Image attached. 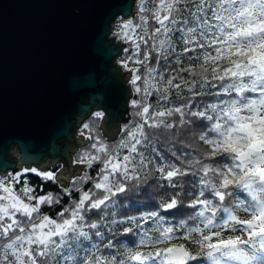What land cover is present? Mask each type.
Masks as SVG:
<instances>
[{
	"label": "snow or ice",
	"instance_id": "6c2138e0",
	"mask_svg": "<svg viewBox=\"0 0 264 264\" xmlns=\"http://www.w3.org/2000/svg\"><path fill=\"white\" fill-rule=\"evenodd\" d=\"M146 2L140 0V23L123 21L118 33L135 48L129 60L144 68L141 74L140 67L130 68L122 61L140 97L131 100V106L141 122L126 125V136L112 145L98 134L87 136L93 142L76 163L87 169L102 166L96 177L85 172L78 178L79 185L91 181L89 190L76 178L73 187L63 189L68 197L73 191L79 195L58 212L59 219L43 214L41 208L60 204V199L51 193L34 195L35 189L26 184L16 188L29 171L55 181L53 172L26 168L0 179V264H264V0H153L152 8ZM150 19L158 25L151 31ZM177 34L179 51L173 40ZM141 45L147 48L142 58ZM153 53L157 65L166 62L164 71L151 65ZM173 53L175 58L169 61ZM184 56L193 63L184 66ZM206 87L218 89L211 95L228 98L194 107L197 97L209 95ZM173 92L184 102L173 104ZM153 95L156 101L150 103ZM94 116L99 120L104 113ZM191 118L206 122L197 125L204 129L197 139L208 150L189 160L183 159L188 153L173 151L186 166L165 163L153 148L160 158L156 163L141 150L150 145L146 126L173 130L192 126ZM83 128L91 132L90 124ZM219 157L224 158L219 163L207 162ZM150 166L159 174V188L165 187L161 181L169 188H182L178 178L198 177L199 190L184 205L195 211L178 224L165 226L161 212L183 203L177 191L166 199L162 195L156 210L110 219L115 217L117 197L146 183ZM237 190L245 198L235 199ZM236 210L250 218L241 219ZM93 211L97 219L89 221L87 214ZM221 213L226 214L222 220ZM148 224L152 227L145 228ZM123 225L127 226L115 227ZM225 230L240 234L225 238ZM119 231L139 234L140 239L118 253L114 241ZM180 240L184 243L175 242Z\"/></svg>",
	"mask_w": 264,
	"mask_h": 264
},
{
	"label": "water",
	"instance_id": "95a60500",
	"mask_svg": "<svg viewBox=\"0 0 264 264\" xmlns=\"http://www.w3.org/2000/svg\"><path fill=\"white\" fill-rule=\"evenodd\" d=\"M135 1L0 0V177L61 161L56 180L67 187L86 169L72 155L87 144L76 128L92 112L104 113L102 134L116 140L132 92L113 64L124 45L110 28L131 18Z\"/></svg>",
	"mask_w": 264,
	"mask_h": 264
},
{
	"label": "trees",
	"instance_id": "16d2710c",
	"mask_svg": "<svg viewBox=\"0 0 264 264\" xmlns=\"http://www.w3.org/2000/svg\"><path fill=\"white\" fill-rule=\"evenodd\" d=\"M138 1H140V0L135 1L134 7H133V14H132L131 18H129V19L133 20L135 23H140V19H139L140 13L138 12V8H139ZM153 6H154L153 0H147V7L152 8ZM185 15H187V13H185ZM118 19H121V18H117L116 20H118ZM121 20H123V19H121ZM123 21H126V20H123ZM155 27H158V25L155 23V21L150 19L149 24H148L149 30L151 31ZM120 31H121V29L118 31V33H120ZM118 33L113 36V39H114V41L124 45V50L122 52V55L114 60L113 64L116 63L117 65L122 67L123 70L126 71V73H128L129 72L128 69H126L122 64V61H128L130 68L131 67H140V73L143 74L144 68L141 67L140 65L133 64L131 62V60H129V57H131L135 51L134 46L132 45V43L130 41H126V40L122 39ZM173 40L176 42L177 51H179L180 48L182 47L180 40H179V34L175 35L173 37ZM146 50H147V48H145L144 45H141V58L143 56V52ZM197 54H201L199 50H198ZM175 55H176L175 53L171 54L169 57V61L173 60L175 58ZM188 55H195V54L189 53ZM182 59L184 60V66H188L189 64L193 63V61H190L188 59V56H184V57H182ZM196 63L198 64L199 62L197 61ZM151 65L159 67L161 71H164V68L166 67V62L161 60L160 64L157 65L156 64V55L153 53ZM171 67L175 68L177 66L175 64H172ZM167 75H168V73H165V78H167ZM184 75L187 76L186 73ZM131 76H132V73H131ZM131 76H130V79H131ZM130 79H129L128 84H129L130 91L132 92V98L130 99V101L128 103V108H129L128 109L129 110L128 122L125 125L121 126L120 133L118 134V137L116 138V140L112 141V142H108L106 140V138L103 136L102 131L100 129L101 119H99V120L96 119L94 116V114L96 112H92V114L88 118H86L78 128H76L78 135L87 139V144L80 147L77 150V152L75 154H73L72 160L75 164H77L76 160L79 157V155L84 150L90 148V145L93 142L92 140H89L87 138L88 135L91 134V135L95 136L98 134V135H100L102 140L107 142L109 145H112V144L118 143L122 138H124V136H126V133L123 131V128L126 125L134 127L136 123L141 122L139 117H136L134 115V112L136 111V109H133L131 106V100L140 99V97L137 96V94L135 93L134 88L130 83ZM205 91L208 92L209 95L197 97L193 102L194 107L195 106L203 107L204 104L212 102L214 100L228 98V97H223V96L216 97V96L211 95L212 92L218 91V89H216V88L206 87ZM184 95H187V93L185 92ZM155 101H156V96L153 95V97L151 98V100L149 102L154 103ZM183 102H184L183 99L178 98L177 94L175 92H173L172 103L175 105H179ZM172 119L178 120V117H173ZM191 119L194 120V124L192 126L185 125L183 128L177 127L173 130H167L164 128H159V129L148 128L146 126L145 132L148 134L150 145L148 147L142 148L141 150L145 153L146 156H149V158H155L156 163L160 162V158L156 155V152L152 151L153 148L157 149L158 152L160 153V155L163 156L165 163L176 164L178 166H186V165H181V161L177 160L176 157L172 155L173 151L176 152L177 155H180L181 153H188V156L184 157L183 159L189 160V159H193L195 157L201 156L202 152L208 150V146L204 145L203 142H200L197 139L200 132H202L204 130L201 127H197V125L206 124V122L197 121V120H195V118H191ZM85 123H88L91 125V132H89V130H86L83 128V125ZM82 133H83V135H82ZM209 135L211 136L213 134L210 133ZM122 154H126V150L124 152H122ZM223 159H224L223 157H219L217 161H207V162L219 163ZM101 166L102 165H100V164H94L91 169H86L85 172H87L89 175H91L93 177H96L98 175V170ZM150 168H151V166H150ZM85 172L80 174L79 176L74 177L77 179L78 185H79V179L78 178L80 176L84 175ZM15 173H20V172L19 171H13L12 174H15ZM158 175L159 174L155 171V168H151V172H150V175L148 176L146 183L142 184L139 188L131 189L126 194L117 197L118 206L115 209V217L110 216L109 218L110 219L111 218L119 219V218L123 217L124 215H136V216H138L140 214V212H142V211L156 210V205H157V203L160 200L162 195H164L165 199H166L168 196H171L172 194L179 191V192H181L180 199L183 201L181 207L178 209H175V210H171L169 212H161V215L166 218L165 226L176 225L180 222V220L187 219L195 210L191 209V208H187L184 205H186L187 202L192 200L194 198V194L199 190L198 177H196L194 175H187L184 177H180V178H178V181L180 184L183 185V187L173 189V188L167 187L166 181H161L160 183H164L165 187L159 188L157 186ZM71 181L67 184V187H65V185H60L59 181H57V180H55V181L46 180V179L42 178L41 176H37L36 174H34L32 172H28L27 174L21 175V183H17L16 188H17V190H19L21 187L25 186V184H26L27 186H30V187L35 189L34 195H44V194L51 193L56 198L60 199L61 200L60 204H55L51 207L44 205L41 208V212L43 214L49 215L50 217H52L54 219H59V216L57 215L58 212L61 211L64 207H70L72 204V200L74 198L78 197V195H79L75 191H73L72 197H68L67 195H63V189L73 187L71 185ZM79 186L83 187L84 190H89L92 185H91V181H89L87 184H83V185H79ZM189 193H192V195H190ZM206 195H208L207 192H206ZM241 198H245V197L242 193H239V191L237 190V194H236L235 199H241ZM232 200H233V198H229V201H232ZM226 203H228V201H226ZM111 212H112V209H109V213H111ZM236 214L237 215H244L247 218H250L249 214L245 213L243 210H236ZM97 215L98 214L93 211L91 213H88L87 217H88L89 221H92V220L97 219ZM225 215L226 214L221 213L220 219L222 220ZM197 222L198 221H191V220L188 221L189 224H194ZM126 226L127 225L115 226V227L122 228V227H126ZM144 227L145 228H151L152 225L148 224V225H145ZM150 234L152 236H157V234H154L153 231H151ZM139 239H140L139 234H135V235L134 234H127V235H125L122 231H119V232H117V234L115 236L114 242L117 245V248L115 251L118 253H122L123 251L126 250L127 247H134L136 245V243L139 241ZM175 242L184 243V241H182V240L175 241ZM191 247L194 248L195 246H191ZM142 250L147 251L148 249L144 248ZM105 251H107V250H105ZM192 264H208V262L207 261H195V262H192Z\"/></svg>",
	"mask_w": 264,
	"mask_h": 264
},
{
	"label": "rangeland",
	"instance_id": "374dc122",
	"mask_svg": "<svg viewBox=\"0 0 264 264\" xmlns=\"http://www.w3.org/2000/svg\"><path fill=\"white\" fill-rule=\"evenodd\" d=\"M138 5H139V7H140V1H138ZM146 7H147V2H146ZM123 22V20H121V19H118V20H116L112 25H111V28H110V36H109V38L110 39H112L113 38V36L115 35V34H117L118 33V31L121 29L120 28V25H121V23ZM118 43V42H117ZM117 65V64H116ZM15 151H16V153H17V149H15ZM14 155V151L13 150H11V155ZM16 156H17V154H16ZM64 168H62L61 170H63ZM60 170V171H61ZM38 171H40V170H38ZM59 171V172H60ZM40 172H46V171H40ZM58 172V173H59ZM13 173V172H12ZM76 176H79V174H76ZM0 179H2V177H0ZM241 219H248L246 216H244V215H238ZM153 233L154 234H157L158 235V233L157 232H155V231H153ZM240 233L239 232H231V231H227V230H225L224 232H223V235H224V237L225 238H227L229 235H239ZM262 259H264V257H262ZM256 264H260V261H257L256 262Z\"/></svg>",
	"mask_w": 264,
	"mask_h": 264
},
{
	"label": "flooded vegetation",
	"instance_id": "af4514ba",
	"mask_svg": "<svg viewBox=\"0 0 264 264\" xmlns=\"http://www.w3.org/2000/svg\"><path fill=\"white\" fill-rule=\"evenodd\" d=\"M76 134H77V136H76V138H78V137H80L79 135H78V133H77V131H76ZM82 139L83 140H86L85 138H83L82 137ZM80 148V147H79ZM78 148V149H79ZM10 152V157L11 158H13V154L11 155V150L9 151ZM73 156V155H72ZM51 163V161H49L48 162V164H50ZM72 165H76L74 162H73V160H72ZM65 166H64V164L61 162V161H57L56 163H54V165H53V168H52V166L51 165H49L48 167H46V169L44 170V171H46V172H48V171H51V172H53L54 174H55V176L57 175V173L62 169V168H64ZM32 168H35V169H37V170H39L37 167H30V169H32ZM24 169H26V167L25 166H21V170L19 171L20 173H22V171L24 170ZM87 169V168H86ZM86 169L85 170H80V174H82V173H84L85 171H86ZM41 171V170H40ZM30 172V171H29ZM10 174V173H9ZM79 174V175H80ZM74 177H76V176H73V177H71V179H70V181L74 178ZM62 185H64V184H62Z\"/></svg>",
	"mask_w": 264,
	"mask_h": 264
},
{
	"label": "built area",
	"instance_id": "2783aa9c",
	"mask_svg": "<svg viewBox=\"0 0 264 264\" xmlns=\"http://www.w3.org/2000/svg\"><path fill=\"white\" fill-rule=\"evenodd\" d=\"M112 39H113V38H112ZM113 41H114V39H113ZM114 44H116V45H122V44H120V43H117L116 41H114ZM122 52H123V51H122ZM121 55H122V54H121ZM115 65H116V63H115ZM116 67L120 70V73H121V74H125L124 77H127V78L130 79V75L127 74L126 71H124L122 67H120L119 65H116ZM129 79H128V81H127V85H129V84H128ZM9 173H10V172H7L4 178H6V177L9 175Z\"/></svg>",
	"mask_w": 264,
	"mask_h": 264
}]
</instances>
